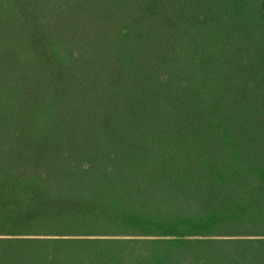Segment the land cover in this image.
<instances>
[{"label":"trees","instance_id":"trees-1","mask_svg":"<svg viewBox=\"0 0 264 264\" xmlns=\"http://www.w3.org/2000/svg\"><path fill=\"white\" fill-rule=\"evenodd\" d=\"M0 264H264V0H0Z\"/></svg>","mask_w":264,"mask_h":264}]
</instances>
